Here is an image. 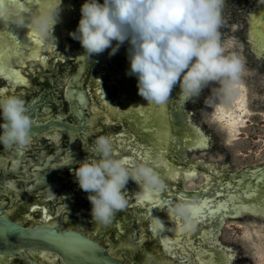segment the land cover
I'll return each instance as SVG.
<instances>
[{
  "label": "flooded vegetation",
  "instance_id": "flooded-vegetation-1",
  "mask_svg": "<svg viewBox=\"0 0 264 264\" xmlns=\"http://www.w3.org/2000/svg\"><path fill=\"white\" fill-rule=\"evenodd\" d=\"M42 1L33 0L32 6L43 5ZM45 1L48 6L50 0ZM83 2L62 0L64 16H60L54 28L55 42L40 37L34 43L42 40L40 47L20 48L22 54L25 50L27 53L23 58L18 56L13 65L7 64L6 48H0V95L24 99L34 120L32 140L27 147L0 144V211L26 227L53 226L81 233L109 250L121 264H211L209 250L215 248L219 249V264H235L236 258L228 259L226 250H229L215 242L230 245L221 237L225 218L202 219L195 222L198 224L190 231L192 235L189 232L175 235L172 229L176 228V220L166 217L169 204L171 208L177 201L201 205L202 196L194 193L206 194L213 188L211 185L204 192L201 185L191 189L183 185L182 176L194 168L183 167L182 163L201 158H190L191 150L184 141L187 136L183 130L189 128L190 133L193 130L190 123L199 124L191 101L187 103V108L193 111L190 119L183 112L177 84L166 105H148L138 94L137 77L127 74L130 69L127 41L113 56H109V48L91 58L80 57L84 49L69 33L78 27ZM17 41L21 42V37ZM116 43L113 41V47ZM101 135L111 137L118 158L128 159L130 166L156 160L159 165L156 171L166 185L164 191L153 195V203L144 202L137 197L140 186L129 180L122 190L127 194L128 205L116 212L107 225L92 220L89 193L80 188L74 175L84 160L99 159L92 157V145ZM161 151L163 157L159 156ZM166 163L178 170V179H167ZM229 171L219 178L227 177ZM216 180L202 185L206 187ZM184 190L190 193L183 195ZM162 201L168 204L161 206ZM161 220L166 221L159 225ZM159 228L164 231L157 232ZM163 235L172 243L173 250L166 249ZM27 251L30 257L0 255V264H67L53 251ZM183 252L192 254L188 258ZM198 254L203 255L205 263Z\"/></svg>",
  "mask_w": 264,
  "mask_h": 264
},
{
  "label": "water",
  "instance_id": "water-1",
  "mask_svg": "<svg viewBox=\"0 0 264 264\" xmlns=\"http://www.w3.org/2000/svg\"><path fill=\"white\" fill-rule=\"evenodd\" d=\"M7 2L24 12L41 9L39 6L47 7L45 0L42 1L43 5L38 3L35 7L32 6L33 0H24L23 4L20 0ZM50 3L54 6L58 0H50ZM60 16L64 14L60 13ZM11 31L13 34L10 37L8 34ZM219 31L224 54L234 53L242 60L243 68L235 81L225 80L223 85L213 82L203 88L199 96L190 100L199 124L190 123L193 128L191 134L189 128L183 130L187 136L184 141L191 150L190 158H201L182 163L183 167L192 165L194 168L182 176L183 185L190 189L201 185L204 192L213 186L206 194L198 191L194 193L202 196L199 200L201 203L207 201L208 205L201 208L199 204H191L192 211L198 213L192 214V218L196 219L195 222L206 218L210 221L218 217L225 218L221 237L230 245L219 240L215 242L218 241L220 247L229 250H226L229 260L236 258L235 264H264V4L260 0H225ZM0 35L3 37H0V48H6L5 56L9 57V65H13L18 56L23 58V54L27 53L25 50L22 54L20 48L40 47L39 42L42 41L34 44L41 37L34 30L27 27L13 29L12 25L4 22L0 23ZM20 37L22 43L16 42ZM102 75H99L100 78ZM18 78L21 79L20 76ZM190 101H183L182 109L191 119L193 111L187 108ZM159 156L163 157L164 152L161 151ZM164 169L168 180L171 177L178 179V170L172 165L166 163ZM228 171L227 177L219 178ZM213 179L217 180L206 187L202 185V182L209 183ZM182 193L187 195L190 192L184 190ZM149 197L140 200L153 203L155 198L153 195ZM221 205L224 207L220 208ZM212 208L220 210L209 215ZM166 217L170 219L169 213ZM164 221L161 220L159 225ZM158 231L164 230L159 228ZM172 231L178 234L176 228ZM189 235L192 233L189 232ZM163 237L166 249L173 250L172 243L165 235ZM29 249L56 252L67 264H121L109 250L81 233L59 230L53 226L26 227L0 211V255L20 254L30 257ZM209 253L211 264H217L219 249L209 250ZM191 254L185 255L190 258ZM198 255L205 263L203 255Z\"/></svg>",
  "mask_w": 264,
  "mask_h": 264
},
{
  "label": "clouds",
  "instance_id": "clouds-1",
  "mask_svg": "<svg viewBox=\"0 0 264 264\" xmlns=\"http://www.w3.org/2000/svg\"><path fill=\"white\" fill-rule=\"evenodd\" d=\"M61 2L32 12L19 10L0 0V21L27 27L42 38L55 42L53 31L60 21ZM23 4L24 0H20ZM264 4V0H260ZM225 0H85L81 18L72 39L81 43L84 55L91 58L111 48L115 55L127 41L130 69L138 79V94L148 105H166L179 84L180 98L186 103L215 82L235 81L243 62L234 53L225 55L221 44L222 13ZM113 41L116 45L113 47ZM0 144L27 147L32 140L34 120L24 99L0 95ZM92 157L75 169L80 188L89 193L92 220L107 225L115 213L128 205L125 189L129 180L140 186L137 197L147 199L164 191L166 185L156 168V160L130 166L118 158L111 137L101 135L92 145ZM192 205L185 201L169 209L176 220V231H194ZM37 235V233H34Z\"/></svg>",
  "mask_w": 264,
  "mask_h": 264
},
{
  "label": "snow or ice",
  "instance_id": "snow-or-ice-1",
  "mask_svg": "<svg viewBox=\"0 0 264 264\" xmlns=\"http://www.w3.org/2000/svg\"><path fill=\"white\" fill-rule=\"evenodd\" d=\"M144 158L147 159V154L144 155ZM126 162H129V161H126ZM130 163V162H129ZM150 198V197H149ZM181 199H183V197H181ZM164 204H168V201H162L161 202V206H163ZM208 205V202L207 201H204L202 204H201V208H204ZM170 204H169V208L170 209ZM224 205H221L220 208H223ZM220 208H212L211 211L209 212V215H212V214H215V212L219 211ZM198 213L196 211L193 212V215H197Z\"/></svg>",
  "mask_w": 264,
  "mask_h": 264
}]
</instances>
